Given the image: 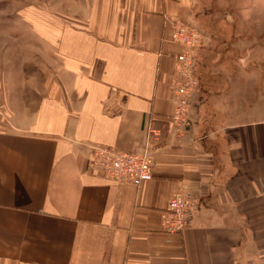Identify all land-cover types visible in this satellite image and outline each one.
Instances as JSON below:
<instances>
[{"label": "crops", "instance_id": "obj_1", "mask_svg": "<svg viewBox=\"0 0 264 264\" xmlns=\"http://www.w3.org/2000/svg\"><path fill=\"white\" fill-rule=\"evenodd\" d=\"M194 6L81 0L20 16L31 55L0 56L12 116L0 120V264H264V119L216 117L202 82L192 128L176 138L168 120L167 20ZM13 98L31 102L10 108ZM148 125L160 131L150 180L88 170L92 144L133 150ZM175 191L194 198V223L168 233L160 212Z\"/></svg>", "mask_w": 264, "mask_h": 264}, {"label": "rangeland", "instance_id": "obj_2", "mask_svg": "<svg viewBox=\"0 0 264 264\" xmlns=\"http://www.w3.org/2000/svg\"><path fill=\"white\" fill-rule=\"evenodd\" d=\"M79 2L0 0V56L31 55L23 39L16 38L23 26L20 16L27 11L75 12ZM188 21L197 23L208 36L206 45L192 50L195 75L199 84L207 82L210 92L208 107L225 120L264 119V0H195L194 13ZM13 77L14 81L24 79L22 74ZM20 99H8L9 107L17 102L30 105V99ZM11 117L0 93V120L8 123Z\"/></svg>", "mask_w": 264, "mask_h": 264}, {"label": "built area", "instance_id": "obj_3", "mask_svg": "<svg viewBox=\"0 0 264 264\" xmlns=\"http://www.w3.org/2000/svg\"><path fill=\"white\" fill-rule=\"evenodd\" d=\"M168 39L177 46L173 53V65L168 82L173 98V110L168 115L172 133L181 138L194 125L192 100L199 88L194 71V48H201L208 42L206 32L197 23L172 17L167 20ZM152 125L146 128L145 142L133 150L94 143L90 146L87 167L97 177L115 183L140 185L152 178L154 147L151 136L159 134ZM195 200L181 191L171 194L166 206L160 212L162 230L177 233L194 223Z\"/></svg>", "mask_w": 264, "mask_h": 264}]
</instances>
